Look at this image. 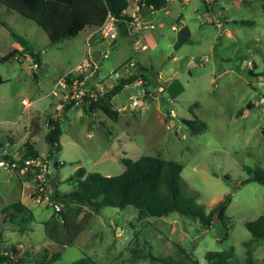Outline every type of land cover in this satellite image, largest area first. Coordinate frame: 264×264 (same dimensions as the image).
Here are the masks:
<instances>
[{
    "label": "rangeland",
    "instance_id": "obj_1",
    "mask_svg": "<svg viewBox=\"0 0 264 264\" xmlns=\"http://www.w3.org/2000/svg\"><path fill=\"white\" fill-rule=\"evenodd\" d=\"M243 1L169 0L166 9L150 17L153 29L137 37L118 34L104 43L101 34L90 37L94 29L86 28L53 44L34 21L16 12L2 16L6 25L0 24V59L15 51L16 57L0 63V160L4 154L19 158L25 143H33L46 158L43 184L51 199L57 190L72 189L65 180L79 167L113 176L127 169L122 159L142 156L181 163L189 190L206 212L231 194L229 220L220 221V213L209 227L177 214L136 221L134 207H105L97 214L72 206L88 226L73 246L62 247L45 235L42 224L55 213L51 205L37 201L34 177L0 167L4 246L15 247L22 255L27 252V264H38L44 255L56 252L60 258L55 264H71L84 254L97 264H159L149 256L172 255L179 262L183 251L192 252L200 264H209L205 253L223 250L232 251L233 264H246L244 242L252 236L245 223L264 215V184L241 185L249 178L245 167L264 170V0ZM136 9L132 1L129 12ZM96 39L101 44L96 45ZM94 50L108 53V58L101 61L98 77L86 82L87 89L95 84L109 90L119 80L111 72L123 71L130 62L163 73L175 71L168 79L150 77L152 84L146 82L144 92L134 83L116 94L112 102L120 108L117 122L100 111L89 116L80 106L64 112L61 150L49 158L47 122L51 114L56 118L67 94L59 83ZM31 56L40 59V68H31ZM161 87L168 92L164 101ZM248 103L254 107L247 109ZM241 109L243 116L238 115ZM196 117L207 125L199 134L183 124ZM56 162L64 165L57 168ZM52 201L69 210L63 202ZM17 202L33 212L34 230L20 231L19 219L12 221L3 213ZM253 258L254 264H264V242L255 246Z\"/></svg>",
    "mask_w": 264,
    "mask_h": 264
},
{
    "label": "trees",
    "instance_id": "obj_2",
    "mask_svg": "<svg viewBox=\"0 0 264 264\" xmlns=\"http://www.w3.org/2000/svg\"><path fill=\"white\" fill-rule=\"evenodd\" d=\"M132 1H136L139 10L148 9L154 12L165 9L169 2V0H0V24L6 25V22L2 20V16L6 12H16L34 21L44 30L50 42L57 44L62 40L76 37L86 28H100L108 18H112L117 33L128 36L130 35V25L134 21V17L129 12ZM101 40L102 42L108 41L104 37ZM115 44L113 42L112 46L114 47ZM15 52L5 55L0 59V63L16 57ZM32 55L35 56L34 53ZM150 77L159 81V72L149 69L139 62L134 63L131 72L121 77L112 88L106 91L99 88L87 91L82 102L77 106L82 107L89 116L100 111L109 119L117 122L120 110L112 102L113 97L127 85L134 84L139 79L144 81V86L146 82L152 84ZM74 78L75 75L71 72L64 77V80L69 86ZM59 87L62 89L61 86ZM159 93L162 94L160 91ZM73 106L75 104H67L64 107V112ZM194 106H198V103ZM253 107V103H248L246 106L247 109ZM244 113V109H241L238 115L243 116ZM183 124L193 134L207 130L206 123L197 117L193 120H184ZM34 125L40 128L38 123H34ZM47 127L45 142L51 152L48 155L50 158L53 153L61 150L62 121L51 116L47 122ZM5 158L9 161H17L19 167L14 171L20 172L25 159H43L45 157L41 156V153L34 148L33 143L28 141L25 143L24 151L19 158L9 155H6ZM122 161L127 165V169L121 174L105 176L100 172H89L84 167H79L73 175L65 180L67 184L72 185V189L69 192L55 191L52 200L63 202L69 210L67 212L63 209L57 211L53 207L55 214L42 224L49 240L62 247H70L87 228L86 221L79 219L81 212L72 206L88 207L97 214H101L105 207L121 210L134 207L137 210L136 221L177 214L181 217L198 220L203 226L209 227L212 225L214 214L218 210H221L220 221L229 220V217L226 216V210L231 203V194L218 201L210 212H206L203 205L198 203L194 194L189 190V185L182 176L183 165L181 163L157 156H142L135 161L124 158ZM60 165L64 164L55 163L57 168ZM245 169L248 171L249 178L242 181L241 185L251 182L264 184L263 169L249 167H245ZM30 175L32 176V174ZM55 187L57 188V185ZM3 213L9 215L12 221L19 219L20 231L34 230L32 225L35 221L33 212L24 203H14L8 206ZM245 226L252 236L251 239L244 242L247 249L245 263L254 264L255 246L264 242V215L256 220L246 222ZM225 228L229 230L227 225ZM3 239L4 232L0 228L1 258L8 264H27L29 254L25 252L22 255L19 253V249L4 246ZM45 252L48 251L45 250ZM4 253L8 254L5 255ZM183 254L184 259L179 262L172 255L165 257L150 255L149 257L159 264H200L192 252L183 251ZM59 258V252L54 253L51 257L44 255L38 264H55ZM205 258L209 264H233L231 250L207 251ZM71 264H97V262L90 255L84 254Z\"/></svg>",
    "mask_w": 264,
    "mask_h": 264
},
{
    "label": "built area",
    "instance_id": "obj_3",
    "mask_svg": "<svg viewBox=\"0 0 264 264\" xmlns=\"http://www.w3.org/2000/svg\"><path fill=\"white\" fill-rule=\"evenodd\" d=\"M140 10L137 7L136 11L132 13V16L134 17L133 23L130 25V33L134 34L136 36L139 35L142 31L146 30H151L153 29V25L149 24V22L142 21L141 20V15H140ZM151 14H155L153 10L150 11ZM172 29L176 30V27L173 26ZM96 34H101L102 37L108 39V40H114L118 33L117 30L114 26V22L112 18H108L106 22L100 27L94 29V31L90 34L91 36H94ZM136 43H138V38L136 40ZM145 48V46H144ZM108 58V53H106L104 56L101 54V61L103 59ZM28 62L30 63V66L32 69H38L41 66V61H36L33 59V57H28ZM134 64L131 63L129 64V67L125 68L123 71L121 70H114L111 72V75L114 79H120L121 77L127 75L128 73L131 72L133 69ZM97 69H98V64L94 59V54L91 52L87 57L84 58L81 64H79L76 69L73 71L75 78L69 86L66 84V81H61L59 83V86H61L63 89L67 88V94L64 96V102L61 105V109L56 116L55 119H60V121L65 120L63 114H64V107L67 104H75V106L79 105L82 100L84 95L86 94L87 91H92L94 88H97V85L91 86L90 89L86 88V82L89 81L90 79H96L98 77L97 74ZM83 76V78H81ZM143 80L139 79L136 83L135 86L139 88L141 92H144L143 88ZM23 103L27 106L30 105L26 100L23 101ZM132 104L134 106L138 105L137 100H133ZM127 107H124L122 109H126ZM46 158H28L24 160V165L23 168L20 170L22 173H29L32 174L34 177V180L36 181V190L35 192L37 193L38 197L36 198L38 202L45 201L48 205H51L52 207H55L57 211L61 210V206L59 203L52 201L51 197L47 195L45 186L43 182L45 181V177L47 176V168H46ZM0 167L7 168L9 170H14L19 167V164L17 161H9L4 157L0 160ZM7 255L8 253H4ZM0 264H8L6 261H4L1 256H0Z\"/></svg>",
    "mask_w": 264,
    "mask_h": 264
},
{
    "label": "water",
    "instance_id": "obj_4",
    "mask_svg": "<svg viewBox=\"0 0 264 264\" xmlns=\"http://www.w3.org/2000/svg\"><path fill=\"white\" fill-rule=\"evenodd\" d=\"M94 59L98 64V68L101 66V53L100 52H95L94 53ZM175 68H171L168 71H166L165 73L162 74V78L163 79H168L169 76L172 75V73H174ZM99 70L97 69V74H98ZM161 90L163 91V94L160 96V100L164 101L165 96L168 95V92L164 90V88L162 87ZM221 213V210H218L215 212L214 214V221H218L219 220V215Z\"/></svg>",
    "mask_w": 264,
    "mask_h": 264
},
{
    "label": "crops",
    "instance_id": "obj_5",
    "mask_svg": "<svg viewBox=\"0 0 264 264\" xmlns=\"http://www.w3.org/2000/svg\"><path fill=\"white\" fill-rule=\"evenodd\" d=\"M206 1V0H205ZM243 2H245V0L243 1ZM206 4H208V1L207 2H205ZM168 6V5H167ZM167 8V7H166ZM165 8V9H166ZM147 11H148V13H146V15H142L141 13H140V15H141V20L142 21H146V22H149V24H150V17L152 16V15H154V14H151L150 13V11L147 9ZM159 12V11H158ZM157 13V12H156ZM156 13H155V15H156ZM132 14V13H131ZM173 26H175L176 27V25H172V27ZM177 28V27H176ZM173 30V29H172ZM147 31V30H146ZM177 35L179 36V33L177 32ZM180 37H181V35H180ZM100 41V39H96L95 40V42L94 43H96V45H98V44H101V43H98ZM102 43H104V42H102ZM95 52H99L98 50H94L92 53L94 54ZM40 60V59H39ZM133 63V62H132ZM134 64V63H133ZM256 67V66H255ZM158 72H159V78H162V74H163V72L162 71H159L158 70ZM134 86H135V84H134ZM97 87V86H96ZM105 87H101V88H99V89H104ZM162 88V87H161ZM24 101V100H23ZM63 103V102H62ZM62 105V104H61ZM61 105H60V109H61ZM119 110H120V108H119ZM60 111V110H59ZM53 114H51V116H52ZM47 133V132H46ZM10 154V153H9Z\"/></svg>",
    "mask_w": 264,
    "mask_h": 264
},
{
    "label": "bare ground",
    "instance_id": "obj_6",
    "mask_svg": "<svg viewBox=\"0 0 264 264\" xmlns=\"http://www.w3.org/2000/svg\"><path fill=\"white\" fill-rule=\"evenodd\" d=\"M6 156V155H5ZM14 171V170H13Z\"/></svg>",
    "mask_w": 264,
    "mask_h": 264
}]
</instances>
